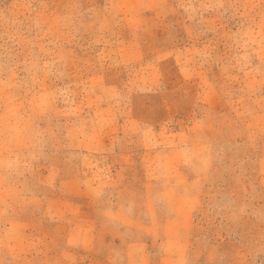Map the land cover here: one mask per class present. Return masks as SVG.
<instances>
[{
	"label": "rangeland",
	"instance_id": "1",
	"mask_svg": "<svg viewBox=\"0 0 264 264\" xmlns=\"http://www.w3.org/2000/svg\"><path fill=\"white\" fill-rule=\"evenodd\" d=\"M0 264H264V0H0Z\"/></svg>",
	"mask_w": 264,
	"mask_h": 264
}]
</instances>
